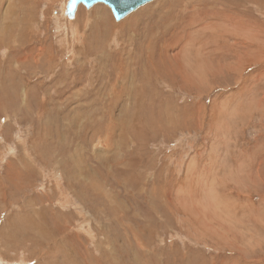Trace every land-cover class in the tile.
<instances>
[{"label":"rangeland","instance_id":"374dc122","mask_svg":"<svg viewBox=\"0 0 264 264\" xmlns=\"http://www.w3.org/2000/svg\"><path fill=\"white\" fill-rule=\"evenodd\" d=\"M67 1L0 0V264H110L103 254L115 264H264V168L248 170L260 151L264 157V0H152L119 21L104 3H80L67 17ZM146 10L149 17L140 13ZM126 20L133 46L169 37L182 47L183 63L218 65L239 38L242 60L235 67L227 58V75L209 79L202 93L197 80L148 76L144 70L160 65L155 55L145 65L135 55L118 68L125 44L100 30L109 34ZM218 33L226 51L212 54ZM255 33L260 44L251 43ZM193 41L204 58L193 54ZM162 99L173 105L172 118L163 119ZM191 110L194 124L175 123ZM110 120L109 147L102 138ZM91 153L106 156L104 164L94 168ZM54 220L61 232L51 236ZM30 221L38 223L34 232Z\"/></svg>","mask_w":264,"mask_h":264},{"label":"bare ground","instance_id":"6f19581e","mask_svg":"<svg viewBox=\"0 0 264 264\" xmlns=\"http://www.w3.org/2000/svg\"><path fill=\"white\" fill-rule=\"evenodd\" d=\"M170 0H162L160 3H166V5H167V3L169 2ZM256 1V0H255ZM105 4V3H104ZM170 5H171V2H170ZM110 7V6H109ZM184 7H186L187 8V5L186 4H184ZM186 8H184L185 10H187ZM180 9V8H179ZM184 9H182V10H179V11H177V13L178 12H181V11H183ZM76 10V9H75ZM111 10V9H110ZM169 10V9H168ZM75 12V11H74ZM140 13H144V14H146L147 16H148V14L150 15L151 14V11H148V10H146V11H144V12H140ZM140 13H137L136 15H138V14H140ZM176 13V14H177ZM64 14L67 16V17H69L67 14H66V10H65V8H64ZM176 14L175 15H172V20L173 21H175V22H177L179 25L181 24V21H180V19L178 18V17H176ZM227 14V13H226ZM136 15H133V16H130V18H132V17H134V16H136ZM171 16V15H170ZM169 16V17H170ZM226 16V15H225ZM227 16H229L228 14H227ZM235 19H236V21H239L238 20V18H237V16L236 15H232ZM71 17V16H70ZM73 17V16H72ZM149 17V16H148ZM129 18V19H130ZM188 18H190V16H188ZM232 18V17H231ZM136 19V18H135ZM140 19H142L141 17H140ZM227 19V18H226ZM230 20V19H229ZM122 21H125V19L124 20H122ZM127 21V20H126ZM236 21H232L231 23L233 24V27L235 28L234 30H233V27H231L230 28V31L232 32V33H238V31H237V28H239L240 27V25H239V23H235ZM132 21H127V22H119V24H116V23H113L115 26H116V28L114 27V30L113 31H109L108 33L109 34H107V32L105 31V30H100V33H101V35L104 37L105 35H111V34H115V36L116 35H118V41H122V43H124L125 44V47H126V50H125V52L127 53V57H123L122 56V52L118 49V57L116 58L117 60H118V65H117V67L118 68H120V67H122V66H126L125 64H126V62L128 61V60H130L133 56H135V55H140V56H143V58H142V60H141V62H140V64L141 65H145V63L146 62H148V61H150L151 59H153V56L152 55H155L157 58H156V60L155 61H160V65L159 66H157L156 64H155V66H154V68H147L146 70H144L146 73H148V76H150V74L151 73H153V76H156V78H161V77H164V78H166V80H168V81H170L169 80V77H167V76H171V75H173L175 78H176V76H179L181 79H182V81H184V82H187V83H190V82H193V81H195V80H197L198 81V83L200 84V88H201V92L200 93H202V92H204V91H206V89L208 88V86H209V79H215V78H218V77H220V76H218V75H220V74H222V72H224L225 73V75H227V69L229 68V65H228V62H227V58L228 59H230L232 56H233V61H234V66L236 67L237 65H238V63H239V61H241L242 60V58H240V57H242L241 56V54H240V52L242 51V50H240V48H241V46H242V44L243 43H241V41L239 40V38H237V40L233 43V47L234 48H232V52L233 53H228V56L226 57V58H224V59H221L219 56H217V61H218V63L219 62H222V63H219L218 65H214V64H209L210 63V61H207V60H203V61H201L202 63H198V64H196V65H193L192 63H190V62H186V63H183L182 61H181V59H182V57H181V51H183L182 50V47H177V49L175 48V41H174V39H171V38H169V37H161L160 35V38H158L157 39V41H156V43L154 44V46H151L148 42H139V40H137L138 42H136L135 44H134V46H136V47H134L133 46V42H132V39H131V34L130 35H127V36H125V31H124V26L127 24V23H131ZM140 22V21H139ZM165 22V21H164ZM166 23V22H165ZM222 25V24H221ZM208 26H210L209 24H208ZM218 26V25H217ZM98 27L100 28V23H99V21H98ZM207 27V26H206ZM212 27V26H211ZM215 27V26H214ZM129 29V28H128ZM160 29V28H159ZM242 29V28H241ZM162 30V29H161ZM173 30V29H172ZM158 31V30H157ZM164 31V30H163ZM177 31V30H176ZM183 31V30H182ZM200 30H198L197 28H195L194 30H193V32H199ZM178 32V31H177ZM223 32H225L224 30H223ZM222 32V33H223ZM155 33V32H154ZM222 33H220V35H219V33L216 35V37H217V40L215 41V42H217L215 45H211V44H209V49L212 51V54H216V53H223L224 51H226L225 50V46H226V44L224 43V44H221V43H219V41H221V39L222 38H224V35L222 34ZM156 34H157V32H156ZM4 35V34H3ZM162 35H164V34H162ZM191 35V34H190ZM189 34H188V36H187V33H186V35H183L184 37L186 36V37H188V38H190L191 40H195L194 38H193V36L191 37ZM244 35H246L245 33H244ZM109 36H108V38H109ZM114 36V35H113ZM114 36V37H115ZM133 36V35H132ZM158 36V37H159ZM168 36V35H167ZM183 36H181L182 38H183ZM152 37V36H151ZM134 38V37H133ZM137 38H138V36H137ZM155 38V37H154ZM259 38H260V36L257 34V33H255V35H254V37L252 38V42L251 43H255V42H258V44H260L261 43V39H260V41H259ZM150 39V38H149ZM210 39V38H209ZM125 40H128L129 42L128 43H126L125 42ZM143 40V39H142ZM8 41V40H7ZM133 41H134V39H133ZM145 41H146V38H145ZM0 42H5V37L3 38V37H0ZM114 42H116V41H114ZM6 43V42H5ZM182 44L183 43H181L180 45L182 46ZM250 44V43H249ZM116 45H119V43H116ZM141 45H144L145 46V50H144V52H141L140 51V49H139V47L141 46ZM187 45H189V43L187 44ZM208 45V44H207ZM244 45V44H243ZM186 46V45H185ZM118 47H121V44H120V46H118ZM248 47V46H247ZM172 48H174V49H172ZM251 48V47H250ZM193 49H194V55H197V58L199 59V57H198V55L200 56V57H205V55H204V51H203V47H202V44L200 43V42H198V41H193ZM231 49V48H230ZM239 49V50H238ZM117 50V49H116ZM127 50H129V52H127ZM186 50V49H185ZM230 51V50H229ZM106 53V52H105ZM116 54V53H115ZM102 55V54H101ZM108 55V54H107ZM185 55V54H184ZM253 55V54H252ZM8 56V55H7ZM98 56V55H97ZM105 57V56H104ZM108 57V56H107ZM185 57H187L186 55H185ZM189 57H191V56H189ZM188 57V58H189ZM196 57V56H195ZM106 58V57H105ZM134 58V57H133ZM101 59V58H100ZM103 59V58H102ZM121 59H123V61H121ZM25 60V59H24ZM120 60V61H119ZM189 60V59H188ZM201 60V59H200ZM104 61V60H103ZM199 61V60H198ZM101 63H103V62H101ZM100 63V64H101ZM108 63V62H107ZM113 63V62H112ZM115 63V62H114ZM190 65V68H191V65H193L195 68L193 69V72H194V76H192L193 75V73L192 74H188V71H187V67H188V64ZM110 64V63H109ZM151 64H153V63H151ZM202 64V66H201V68L200 69H197V66H199V65H201ZM230 64V63H229ZM99 65V64H98ZM115 65V64H114ZM132 65V64H131ZM135 65V64H134ZM102 66V65H101ZM103 66H105V65H103ZM116 66V65H115ZM233 67V66H232ZM141 68V67H140ZM99 69H100V67H99ZM142 70V71H143ZM191 70H192V68H191ZM190 70V71H191ZM236 70V69H235ZM122 71H124V69L122 70ZM2 73H4V69L2 68V71H1ZM114 73V72H113ZM191 73V72H190ZM134 74V73H133ZM136 74V73H135ZM143 75V74H142ZM144 75H145V73H144ZM235 76V75H234ZM1 77H3V76H1ZM223 77V76H222ZM226 77V76H225ZM115 78V77H114ZM124 78H125V76H124ZM168 78V79H167ZM174 78V79H175ZM234 78V77H233ZM161 79H163V78H161ZM1 80H3V79H1ZM26 80V79H25ZM123 80H125V79H123ZM121 81V80H120ZM164 81V80H163ZM175 81V80H174ZM173 81V82H174ZM117 82V81H116ZM171 83H172V81H170ZM110 83V82H109ZM183 83V82H182ZM181 83V87H184V85L185 84H182ZM102 84V83H101ZM121 84H124L123 82L121 83ZM166 84H167V82H166ZM103 85V84H102ZM178 85V84H177ZM169 86V85H168ZM109 87V86H108ZM164 87V86H163ZM190 87V86H189ZM197 87V86H196ZM195 87V88H196ZM114 88H115V90H116V93H117V95L118 96H122L121 94H122V91L124 90H121V86L120 85H117V84H113L112 85V89L114 90ZM127 88V87H126ZM131 88H133V87H131ZM143 86H141L140 88H139V90H141V91H144V90H146L147 88H143ZM156 88V87H155ZM192 88V87H191ZM190 88V89H191ZM101 89V88H100ZM134 89V88H133ZM199 89V88H198ZM197 89V90H198ZM137 90V89H136ZM149 90H151V89H149ZM180 90H182V89H180ZM186 90V89H185ZM193 90V89H192ZM200 90V89H199ZM198 90V91H199ZM29 91V86L27 85V84H25V85H23V90H22V92H23V94H22V98L23 99H25L26 100V98H27V92ZM134 91V90H133ZM138 91V90H137ZM136 91V92H137ZM189 91V90H188ZM139 92V91H138ZM157 92V91H156ZM168 92H170V91H168ZM114 93H115V91H114ZM115 93V94H116ZM125 93H127V92H125ZM198 93V92H197ZM130 94V93H129ZM139 94V93H138ZM138 94H137V96H138ZM140 94H142V93H140ZM160 94V93H159ZM199 94V93H198ZM164 96V95H163ZM111 97V96H110ZM126 97H128V96H126ZM139 97V96H138ZM130 98V97H129ZM156 98V97H155ZM159 99V98H158ZM163 99H165V97L163 98ZM163 99H162V102H158V101H156L159 105H161V112L163 113V119H169V118H172V117H170V114L172 113V109L170 110V106H171V108H172V106L173 105H170V104H168L167 102H165V101H163ZM167 99V98H166ZM131 100V99H130ZM43 101V100H42ZM41 101V102H42ZM130 102V101H129ZM138 102V101H137ZM43 103H44V101H43ZM41 104L40 103V106L42 107L41 109H44V107H45V104ZM125 103V102H124ZM131 103H133L132 101L130 102V105H131ZM154 103V101H150L149 102V104H153ZM173 103V102H172ZM115 105V104H114ZM179 109V108H178ZM184 110H183V112L185 113V112H188L190 109H187V108H183ZM96 110V109H95ZM124 112V111H123ZM45 114V113H44ZM128 115V114H127ZM126 115V116H127ZM176 115V114H175ZM204 115V114H203ZM243 116H245V115H243ZM177 117V116H176ZM39 118V117H38ZM178 118H180V119H177V118H174V120H175V123L177 124V123H180V125H182V126H184V127H187L188 128V126L189 125H191L192 123L194 124V119H195V122H196V119L197 118H195V112L193 111V110H191L190 111V113H187V115H183V116H179ZM129 119V118H128ZM162 119V118H161ZM211 119V118H210ZM136 120V119H135ZM76 121V120H75ZM93 121V120H92ZM81 122H83V121H81ZM111 122V123H110ZM110 122L106 125V128H104L105 129V136H104V138H102V140L105 142V146H111L112 145V140H110V137H109V135H113V131H112V128H111V125L113 124V123H116L115 121H112V120H110ZM125 122V121H124ZM123 122V123H124ZM159 122V121H158ZM162 122H163V120H162ZM202 122V121H201ZM93 123V122H92ZM124 124H126V123H124ZM196 124V123H195ZM199 125V124H198ZM83 126H85V127H88V125H86V123L85 122H83V123H81L80 125H79V127H83ZM127 126L129 127V125L127 124ZM67 127V126H66ZM228 127H229V125H228ZM237 127V126H236ZM68 128V127H67ZM131 128H133V127H131ZM130 128V129H131ZM167 128V127H166ZM210 128V127H209ZM64 129V128H63ZM66 129V128H65ZM83 129V128H82ZM85 129H87V128H85ZM169 129V128H168ZM211 129V128H210ZM217 129V128H216ZM215 129V130H216ZM69 130V129H68ZM209 130V129H208ZM214 130V131H215ZM218 130V129H217ZM224 130H227V128H225ZM96 131H99V135L101 136L103 133L101 132V130L100 129H94L92 132H93V134H94V132L96 133ZM221 131V130H220ZM228 131V130H227ZM80 132V131H79ZM218 132H219V130H218ZM68 134L70 133V132H67ZM81 133V132H80ZM220 133V132H219ZM225 133H226V131H225ZM224 133V134H225ZM233 133V132H232ZM75 134V133H74ZM222 134V133H221ZM236 134H237V132H236ZM238 134H239V132H238ZM79 135V134H78ZM77 135V136H78ZM214 135H217V132H216V134H214ZM103 136V135H102ZM214 137V136H213ZM223 137H225L226 138V135H224ZM217 138V137H216ZM219 138V137H218ZM224 138V139H225ZM131 139V138H130ZM231 139V138H230ZM217 141V140H216ZM217 145H216V147L218 146V142L216 143ZM126 146V145H125ZM113 147V146H112ZM107 148V147H106ZM108 149V148H107ZM110 149V148H109ZM125 149V148H124ZM107 151V150H106ZM104 152H105V150H104ZM83 153V152H82ZM87 153V152H86ZM92 154V153H91ZM107 155V154H106ZM90 156V155H89ZM113 156V155H112ZM112 156H109V159H111L112 158ZM247 156V155H246ZM108 157V156H107ZM209 157V156H208ZM92 159H93V162H94V165H95V163H96V165L94 166V168H96L97 166H98V162H101V164H104L103 163V161L102 160H105L106 159V156H105V159H103L102 158V156H98V155H95V154H92V157H91ZM114 158H115V156H114ZM122 158V157H121ZM113 159V158H112ZM114 160V159H113ZM126 160V159H125ZM254 160V159H253ZM32 161V160H31ZM75 161H76V159H75ZM79 159H78V161L76 162V163H73L76 167H77V165H78V163H79ZM109 161H111V160H109ZM118 161V160H117ZM196 161V160H195ZM252 161V160H251ZM93 162H91V163H93ZM107 162V161H106ZM125 162V161H124ZM91 163H89V165L91 164ZM115 163V162H114ZM114 163H112V164H114ZM116 164H118V163H116ZM236 164V163H235ZM243 164V163H242ZM27 165V164H26ZM204 165V164H203ZM80 166V165H79ZM118 166V165H117ZM190 166H191V162H190ZM264 168V157H263V155L261 154V151H260V157H259V160L257 161V164H255V163H252V165H251V167H249L248 166V170H254V171H256V172H259V169L260 170H262L263 168ZM74 168V167H73ZM81 168V167H80ZM84 168V167H83ZM83 168L80 170H78L80 173H81V171H84V173L85 172H87V173H85V174H82V175H86L87 174V176H88V168H84V170H83ZM94 168H89V170L90 171H92V173H95V174H98V173H101V172H98L99 171V169H98V171H95L94 170ZM98 168H100V167H98ZM112 168V167H111ZM115 168V167H114ZM122 168V167H121ZM74 170V169H73ZM131 170V169H130ZM214 170V169H213ZM251 170L249 171V172H251ZM26 171V170H25ZM193 171V170H192ZM248 172V171H247ZM17 173V172H16ZM206 173V172H205ZM22 174V173H21ZM112 174V173H111ZM246 174H248V173H246ZM81 175V174H80ZM250 175H253V171L251 172V174ZM98 176V175H97ZM246 176H248V175H246ZM91 177V176H90ZM108 177V176H107ZM111 177V176H110ZM109 177V178H110ZM71 178V177H70ZM78 178V177H77ZM89 177H87L86 179H88ZM93 178V177H92ZM85 179V180H86ZM245 179V178H244ZM90 180V179H89ZM200 180V179H199ZM242 180V179H241ZM240 180V181H241ZM248 180V179H247ZM250 180H251V184L250 185H252V184H254V182L252 181L253 180V178H251L250 177ZM88 181V180H87ZM226 181V180H225ZM248 182V181H247ZM75 183V182H74ZM87 183V182H86ZM207 183V182H206ZM244 183V182H243ZM246 183V182H245ZM202 184V183H201ZM205 184V183H204ZM236 184V183H235ZM237 184H238V182H237ZM239 184H240V182H239ZM194 185V184H193ZM199 185L200 184H198V183H196L193 187H199ZM247 185H249L248 183H247ZM246 185V186H247ZM202 186V185H201ZM205 186H207V185H204V187ZM237 186H239V185H237ZM256 186V185H255ZM251 187V186H250ZM83 188V187H82ZM97 188H99V187H97ZM171 188H173V187H171ZM202 188V187H201ZM248 188V187H247ZM100 189V188H99ZM175 189V188H174ZM200 189V188H199ZM250 189V188H249ZM101 190H104V189H101ZM201 190V189H200ZM254 190V189H253ZM99 192H101V191H99ZM103 192H105V191H103ZM199 192V191H198ZM226 192V191H225ZM98 193V192H97ZM102 193V192H101ZM182 193V192H181ZM227 193V192H226ZM180 194V193H179ZM196 194V193H195ZM225 194V193H224ZM223 194V195H224ZM237 194H239V193H237ZM101 196V195H100ZM103 196H105L104 194H103ZM162 197H163V195H161ZM224 196H226V195H224ZM228 196V195H227ZM169 197V196H168ZM190 197V196H189ZM48 198V197H47ZM164 198V197H163ZM224 198H227V197H224ZM50 199V198H49ZM105 199V198H104ZM170 200H171V198H169ZM182 199V198H181ZM192 199V198H191ZM190 199V200H191ZM179 200H180V198H179ZM76 201V200H75ZM175 201V200H174ZM183 201V200H182ZM101 202V201H100ZM106 202V201H105ZM200 203V202H199ZM179 204V203H178ZM183 204V203H182ZM181 205V204H180ZM169 206H171V207H173V205H169ZM170 207V208H171ZM177 206H174L173 208H176ZM21 208V207H20ZM19 209V208H18ZM166 209V208H165ZM172 209V208H171ZM193 210V209H192ZM255 210V209H254ZM20 211V210H19ZM18 211V212H19ZM191 211V210H190ZM226 211V210H225ZM196 212H197V210H196ZM41 214H42V212H40ZM205 213V212H204ZM194 214H196V213H194ZM209 213H207V215H208ZM205 215V214H204ZM210 215V214H209ZM208 215V216H209ZM190 216H192V218H194V216H193V214L191 213V215ZM199 216H200V214H199ZM31 217V216H30ZM29 217V218H30ZM205 217V216H204ZM21 218V217H20ZM60 218V217H59ZM209 218V217H208ZM211 218V217H210ZM212 219V218H211ZM32 220H34V219H32ZM194 220H197L196 218H194ZM60 221V220H59ZM206 221H207V219H206ZM58 223V222H57ZM60 223H62L61 221H60ZM22 224V223H21ZM38 223H36V221H30L29 222V224H25V226H27V227H29V231H35L36 229H38V225H37ZM56 223H55V220H54V225H55ZM63 224V223H62ZM57 225V224H56ZM204 225H206V223L204 224ZM61 226V225H60ZM64 226H65V224H64ZM8 227V226H7ZM62 227V226H61ZM67 227V226H66ZM201 227V226H200ZM43 228V227H42ZM53 228V227H52ZM62 229V228H61ZM44 231H46V228H44L43 229ZM66 230V229H65ZM28 231V232H29ZM38 231V230H37ZM40 231H41V229H40ZM50 231H51V233H50V235L52 236V235H55V234H60V232H61V230H60V227H59V225H57V227L55 226V231L54 232H52V230L50 229ZM27 232V233H28ZM65 232V231H64ZM46 233V232H45ZM34 234V233H33ZM48 234V233H47ZM37 235V234H36ZM38 236V235H37ZM26 239V238H25ZM34 239H35V237H34ZM51 239V238H50ZM107 242V241H106ZM37 244V243H36ZM73 247V246H72ZM137 247H140V245H138L137 244ZM65 248H66V246H65ZM71 255L73 256V255H76V254H73V252L71 251ZM71 256V257H72ZM103 256H105V258L107 259V262H109L110 264H115V262H113L112 261V259H111V257H112V255H108V254H103ZM102 260V259H101ZM84 261H85V259H84ZM87 261V260H86ZM87 263V262H86ZM105 263V262H104Z\"/></svg>","mask_w":264,"mask_h":264},{"label":"water","instance_id":"95a60500","mask_svg":"<svg viewBox=\"0 0 264 264\" xmlns=\"http://www.w3.org/2000/svg\"><path fill=\"white\" fill-rule=\"evenodd\" d=\"M152 0H68L65 6L66 14L70 17L78 4L84 5L86 8L96 4L105 3L110 6L111 12L116 21H119L130 12L135 11L142 5Z\"/></svg>","mask_w":264,"mask_h":264},{"label":"crops","instance_id":"0c3cea01","mask_svg":"<svg viewBox=\"0 0 264 264\" xmlns=\"http://www.w3.org/2000/svg\"><path fill=\"white\" fill-rule=\"evenodd\" d=\"M1 263V262H0Z\"/></svg>","mask_w":264,"mask_h":264}]
</instances>
